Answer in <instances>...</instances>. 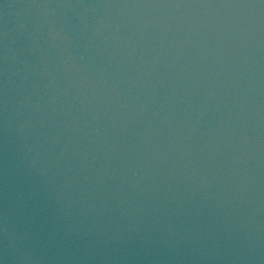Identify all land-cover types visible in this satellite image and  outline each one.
<instances>
[{
	"label": "water",
	"instance_id": "1",
	"mask_svg": "<svg viewBox=\"0 0 264 264\" xmlns=\"http://www.w3.org/2000/svg\"><path fill=\"white\" fill-rule=\"evenodd\" d=\"M0 264H264V0H0Z\"/></svg>",
	"mask_w": 264,
	"mask_h": 264
}]
</instances>
